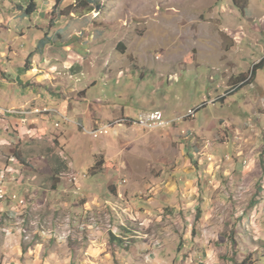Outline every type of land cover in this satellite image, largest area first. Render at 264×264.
Returning a JSON list of instances; mask_svg holds the SVG:
<instances>
[{
  "label": "rangeland",
  "instance_id": "obj_1",
  "mask_svg": "<svg viewBox=\"0 0 264 264\" xmlns=\"http://www.w3.org/2000/svg\"><path fill=\"white\" fill-rule=\"evenodd\" d=\"M51 1V9L46 15L47 25L52 19L51 25L69 33L77 32L81 36L85 28L89 31L86 42L93 43L92 52L88 54L90 58L86 66L82 65L84 71L79 84L81 87L84 82H89L87 101H75L76 108L71 109L73 114L77 110H89L92 120L85 115L79 121L56 115L46 121L50 130L65 131V146L54 150L63 157L65 165L45 162L43 164L47 167L40 177L43 184L50 175L57 177L60 183L55 190L28 186L32 194L26 195V185L10 183L22 174H8L4 179L9 197L0 201V248L5 246L7 239L12 250L14 237L21 235L20 246L25 253L35 244L42 243L39 235L51 240L49 230L56 229L62 221L66 223L68 218L73 225L85 222L96 209L106 210L105 202L121 210L120 200L116 201L114 197V185L128 201L123 209L130 210L131 215L138 213L141 218L145 217L144 211L156 206L149 204L147 188L157 183L163 171L173 170L174 161L181 152L188 154L190 141L204 151L213 139L221 144L224 137L232 135L230 139L236 142L239 138H235V128L255 127L253 122L257 124V121L252 119V110L264 105V97H257L258 87L264 93V0H247L244 14L231 0H96L95 5L89 7H80L78 0ZM35 2L41 8L42 0ZM27 4L28 0H0V53L6 54V47L11 46L22 58L25 52L32 50L31 37L24 39L16 33L19 29L27 31L31 25L30 18L22 14ZM36 18L38 25L41 24L42 20ZM20 45L23 50L19 49ZM260 62L261 66L251 77L253 66ZM14 76L12 72L10 78ZM239 77L252 84L227 96L229 90L235 89ZM223 96L222 102L219 98ZM189 110H196L193 117L187 116ZM150 111H162L169 125L146 131L131 123L136 121L139 113ZM104 126L107 127L106 133L95 130ZM213 127L216 133L210 132ZM221 149H224L222 160L227 154L234 157L232 142ZM34 150L35 153L41 152ZM10 154L15 156L13 152ZM5 155L8 153L5 152L3 157ZM3 157H0V171L6 165ZM98 161H102L100 171H93ZM48 167L56 171L49 173ZM61 171L65 173H57ZM75 172L81 175L76 186L63 177L58 178L60 174ZM23 177L30 179L26 173ZM54 182L55 179L51 180L47 188L50 184L56 185ZM13 194L18 200H24L25 205L19 206V201L12 200ZM30 199L36 207H32ZM158 206L164 205L160 203ZM19 209L24 210L19 212ZM160 211L163 219L172 216L169 208ZM8 212L17 224L16 230L21 228L22 233L6 238L3 230L8 229L11 222L5 216ZM260 219L259 216L250 221L251 233L262 228ZM33 223L38 230L32 227ZM138 225L141 227L140 223ZM163 227L154 221L147 232L158 236L160 229V247H164L163 254L168 256H161L159 264H170L168 257L176 256L180 237L173 240L178 234L173 222L169 221L165 226L166 233L161 231ZM89 228L92 230L93 225ZM120 231L122 236L132 234L123 227ZM111 235L114 234L108 231L105 236L107 252L121 251L120 245L128 249L129 244L115 235L119 242L114 247ZM25 237L28 240H24ZM132 241L128 240L129 243ZM45 247L49 250L43 253ZM49 254L57 258L66 255L69 264H80L85 259L80 244L60 246L51 241L41 248L42 256ZM134 255L131 256L134 264H158L156 257L146 258L145 251ZM120 258L126 264L133 263L128 259L130 256L121 254ZM243 258L240 245L236 260ZM184 260L177 257L176 262L192 264ZM20 262L24 264L23 260ZM261 262L264 264V259Z\"/></svg>",
  "mask_w": 264,
  "mask_h": 264
},
{
  "label": "crops",
  "instance_id": "obj_2",
  "mask_svg": "<svg viewBox=\"0 0 264 264\" xmlns=\"http://www.w3.org/2000/svg\"><path fill=\"white\" fill-rule=\"evenodd\" d=\"M51 4V0H42L41 8L37 6L39 13L35 12L29 19L31 25L26 28L28 32L25 29L16 32L21 38L31 37L33 43L31 51L25 52L21 58L14 53L11 46H7V53H0V155H2L0 157H3L5 152L8 153V156L3 157L6 165L4 170L0 171V175L3 173L0 176V185H4L3 181L8 174H22V177L19 176L18 180L12 179L10 183L26 185L24 189L26 195L32 194L28 186L55 190L60 183L53 175H50L46 184L40 181V177H43L41 173H44L47 167L43 163L51 164L55 161L62 165L65 162L63 157L55 152L66 144L65 131L50 130L46 121L55 118L56 115L61 118H73L76 121L85 115L92 120L89 110L86 109L84 112L77 110L73 114L71 109L76 108L75 101L81 103L87 101L89 82L87 84L84 82L81 87L79 84L84 71L82 65L86 66L90 58L88 54L92 52L90 50L93 43L86 42L89 31L85 28L80 36V33H69L67 30L64 31V28L47 25L46 15L51 9ZM36 17L42 20L41 24L38 25L39 20ZM41 42L45 43L43 47H40ZM19 49L23 50L24 47L20 45ZM12 72L15 73L13 79L10 78ZM242 79L243 77L240 79L243 84L241 88L252 84L247 83L249 80ZM241 88L229 90L226 95H234ZM257 93L258 98L264 97L260 87ZM219 100L223 102L224 96ZM263 108L264 105L252 110V119L257 121V124L253 122L255 127L235 128L237 131L234 134L235 138H239L236 142L230 139L232 135L228 136L226 133L228 137H224L223 143H217L213 139V143H209L210 147L207 146L204 151L190 141L188 154L181 152L179 158L174 161L173 170L163 171L157 183L147 188L149 193L146 198L150 205L156 206L144 211L143 218L138 213L131 215L130 210L123 209L125 207L123 205L128 201L114 185V197L116 201L120 200L118 203L121 204L119 205L121 210L110 202H105L106 210L96 209V215H89L85 222L80 221L73 225L68 218L66 223L62 221L65 225L61 223L56 229L49 230L51 240L37 235L42 239V243L35 244L25 253L20 246L21 235H16L21 234L22 230L21 228L16 230L17 224H14L8 212L5 216L11 222L8 224L9 228L3 230L4 235L6 238L12 234L17 237L12 241V250L9 249L8 240H5V246L0 248V264H21V260L24 264H69L70 260L66 255L62 258L52 254L47 257L41 255V248L51 241L60 246L80 244L85 258L80 264L114 262L126 264L120 258L121 254L125 257L130 256L128 259L134 264L135 260L131 259V256L140 251L147 252L146 258L156 257L155 260L159 264V259L164 255V247H160V229L158 236L147 232L149 226L154 225V221L157 226L160 227V224L164 226L161 230L164 233L167 232L165 226L169 221L173 222L178 230L177 237L173 236V240L180 237V241L177 243L178 248L175 249L176 256L168 257L170 264H178L177 257H183L185 263L192 264H234L230 260L233 252L231 234L240 242L241 257L251 254L261 264L264 259V173L260 164L261 159H264ZM247 120L250 121L249 118ZM92 128L94 129L93 123ZM214 130L215 127L210 129V132L216 133ZM231 142L234 157L227 154L222 160L221 153L224 149L221 147H227ZM34 149L41 152L35 153ZM48 169L49 173L56 171H51V167ZM23 173L29 175L30 179L23 177ZM60 177L64 178L62 174L58 178ZM54 179L56 185L50 184L47 188V184ZM29 201H32V207H36L32 199ZM160 203L164 206H158ZM167 208L172 216L163 219V212L160 210ZM22 210L24 209L18 211ZM155 210L160 212L159 215L153 213ZM259 216L262 228H257L253 234L249 230L250 221L256 220ZM35 225L33 223L32 227L38 230ZM90 225H93L92 230L89 228ZM120 227L131 230L132 234L122 236ZM108 231L125 240L126 245L129 244L128 249L120 246L121 251L115 249L113 254L107 252L105 236ZM245 235L248 236L247 239ZM129 239L133 241L129 243ZM24 240H28V237ZM48 250V247H45L43 253ZM124 250L126 251L122 252Z\"/></svg>",
  "mask_w": 264,
  "mask_h": 264
},
{
  "label": "trees",
  "instance_id": "obj_3",
  "mask_svg": "<svg viewBox=\"0 0 264 264\" xmlns=\"http://www.w3.org/2000/svg\"><path fill=\"white\" fill-rule=\"evenodd\" d=\"M56 1H58V0H56ZM95 2H96V0H78V4L80 5V7H89L91 5H95ZM231 2L233 3V5L235 7L240 9V11L243 14L247 10V0H231ZM36 10H37V4H36L35 0H28L27 7H26V9H24L22 11V14H24L25 17L30 18L34 15ZM51 21H52V19H50L49 26L51 25ZM44 45H45V43H42V42L40 43V47H43ZM260 64H261V62L253 66V69H252L251 74H250L251 77L255 74L256 69H258L261 66ZM240 79H241V77L236 79V81H239V82L233 88H241L243 86ZM260 164H261V167H262V170L264 173V159H261ZM101 166H102V161L101 162L98 161L92 169H93V171H97V170L100 171ZM92 169L90 171H92ZM230 237H231L230 240H231V245H232V250H233V255L231 257V260L233 261L234 264H259V261L254 259L251 254L246 255L242 260H236L237 253L239 252L240 244L235 239L234 234H231ZM116 239L117 238L114 235H111V243L113 245H116V242H119ZM120 244H122V243H120ZM120 246H122V245H120Z\"/></svg>",
  "mask_w": 264,
  "mask_h": 264
},
{
  "label": "built area",
  "instance_id": "obj_4",
  "mask_svg": "<svg viewBox=\"0 0 264 264\" xmlns=\"http://www.w3.org/2000/svg\"><path fill=\"white\" fill-rule=\"evenodd\" d=\"M39 112V111H36ZM196 110H189L187 113L188 117H193L195 114ZM133 125H136L139 129L141 130H146V131H154L157 129H163L169 125L168 122L164 120V114L162 111H150V112H144V113H139L137 116L136 121H131ZM107 129L106 126L104 128H98L95 130H105ZM81 175L78 173H70L67 175H64V178L68 181L73 186L77 185V179L80 178ZM79 187L77 188V190ZM3 193H6L4 185H0V196L3 197ZM13 200H18L17 196L13 194Z\"/></svg>",
  "mask_w": 264,
  "mask_h": 264
},
{
  "label": "bare ground",
  "instance_id": "obj_5",
  "mask_svg": "<svg viewBox=\"0 0 264 264\" xmlns=\"http://www.w3.org/2000/svg\"><path fill=\"white\" fill-rule=\"evenodd\" d=\"M103 131V130H102ZM95 132H97V131H95ZM99 133H102L101 131H98ZM104 133H106V130H104ZM7 197H9L8 195H7V193H3V197L2 196H0V201H3V200H5ZM8 199V198H7ZM11 199V198H10ZM12 200H13V197H12ZM17 201V200H16ZM18 204H19V206H24L25 205V201L24 200H19V202H18ZM90 222H92V220L90 221Z\"/></svg>",
  "mask_w": 264,
  "mask_h": 264
}]
</instances>
